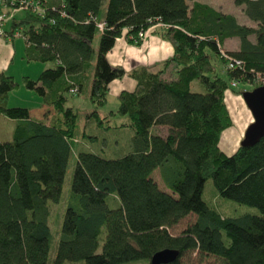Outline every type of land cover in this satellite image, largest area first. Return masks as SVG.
<instances>
[{"label":"trees","instance_id":"1","mask_svg":"<svg viewBox=\"0 0 264 264\" xmlns=\"http://www.w3.org/2000/svg\"><path fill=\"white\" fill-rule=\"evenodd\" d=\"M27 2L43 14L32 7L16 14ZM105 2L4 0L1 36L18 32L28 61L50 63L37 78L24 76L23 84L54 115L47 121L32 117L29 107L8 106L19 82L0 72V114L15 122L12 140L0 139V264H48L57 236L53 264H151L166 248L180 253L170 264H182L191 253L215 256L222 264H264V137L253 146L239 145L232 155L219 145L233 125L226 92H244L231 83L264 79V0H235L257 27L200 0ZM151 28L173 44L171 57L130 71L110 63L108 53L119 37L140 46L146 39L140 34ZM232 37L240 39V49L223 51L224 40ZM232 60L235 68L229 67ZM126 75L136 81L135 89L118 95L117 110L101 112L109 84ZM195 83L201 91L193 89ZM86 89L94 104L86 120L101 131L131 128L134 136L118 158L78 152L55 237L50 203L61 200L73 145L79 143L80 113L69 96ZM118 114L128 120L112 125ZM84 137L91 146L99 139L87 132ZM209 179L221 196L260 214L222 215L203 198ZM189 215L195 219L172 234Z\"/></svg>","mask_w":264,"mask_h":264},{"label":"rangeland","instance_id":"2","mask_svg":"<svg viewBox=\"0 0 264 264\" xmlns=\"http://www.w3.org/2000/svg\"><path fill=\"white\" fill-rule=\"evenodd\" d=\"M205 1H214V0H205ZM107 3V0L105 4ZM221 8L223 7L227 11H233L238 15L240 20L242 22H245V17L241 13V8L235 4V0H220L219 3ZM222 8V9H223ZM5 10H2L5 14L7 12L6 8ZM23 9H18V15L22 13ZM19 41L23 46L26 45L25 39L23 36L18 37ZM223 50V49H222ZM224 51V50H223ZM24 61L25 63H22ZM219 60L215 59V63L217 64L218 69L220 72L221 70V64L218 63ZM49 66L50 63H43L39 61H28L26 59V56L22 58L17 57L15 59L13 68L14 70H18V78L17 81L19 82L18 87L13 89L9 95H8V106L15 107V106H21V107H36L38 105V101L40 96L32 91L26 88V86L23 84V77L25 76L26 72H32L34 71L35 74H38V72H41V69L46 66ZM223 74V72H222ZM260 85H263V83H250V82H239L234 87L236 90H252L255 87H258ZM193 89L195 91H201L202 87L199 84H194ZM232 93L233 90H229ZM230 92V93H231ZM239 95L241 98L242 94L235 93ZM69 104L74 105L78 108V111L80 113L79 117V133L77 138L79 139V143H75L73 145V151L72 155L69 160L65 181L63 185V193L62 197L59 203H50L51 208V217H50V226L52 228V231L54 233V236L56 237L57 232L61 230V225L63 221V217L66 211V208L68 206L70 195H71V182L77 162V154L79 151H94L99 154H102L106 158H118L126 153V150H128L129 146L132 143V139L134 136V131L131 128H115L111 129L109 131H101L98 130L95 122L86 120V114L90 112L94 108V104H92L90 99L89 91L86 89L82 93L75 95V96H69ZM119 106V100L115 96H110V94L107 97V100L104 105H102L99 109L101 112L106 113L109 110H117ZM236 110V109H235ZM237 114L239 112L237 111ZM128 118L123 115H117L115 116L111 124L112 125H119L122 124V122L127 121ZM252 123V122H251ZM234 125V123H233ZM232 125V126H233ZM231 126V127H232ZM249 126V125H248ZM247 126V127H248ZM246 127V129H247ZM15 129V122L14 120H11L3 115L0 114V139L2 141H10L13 138V131ZM87 132L89 135H97L99 139L93 144V146L89 145L88 140L89 138L84 137V133ZM161 132L166 135V128H162ZM88 143V144H87ZM106 145V146H105ZM105 146V150H103ZM154 177L160 181V177L158 174V171L155 172ZM204 200L213 208L218 210L222 215L227 217H236L240 216L245 213H252V214H260V211L258 208L249 206L246 204L238 203L234 200L225 198L221 196L212 179H209L206 182V186L203 193ZM195 219V215H189L188 217L182 219L177 225L171 228L172 234H180L186 226L192 222ZM57 238L56 240H53L50 254H49V260L48 264L54 263L55 253L57 249ZM101 251V247L98 250ZM223 261L215 256H198L196 253L187 254L182 259V264H222ZM64 264H85L84 261H78V262H65ZM123 264H150L149 260H138V261H132L127 262Z\"/></svg>","mask_w":264,"mask_h":264},{"label":"crops","instance_id":"3","mask_svg":"<svg viewBox=\"0 0 264 264\" xmlns=\"http://www.w3.org/2000/svg\"><path fill=\"white\" fill-rule=\"evenodd\" d=\"M204 3H207L211 6H213L215 9L234 15L238 22L250 26V27H257L258 23L251 20L244 12V7L239 6L241 8V13L245 17V22H242L238 15L234 13L233 11H227L226 9H223L220 7L221 5L220 0H214V1H205L200 0ZM18 14V12L16 13ZM8 25L6 24L5 29L7 30ZM151 28L150 30H152ZM149 30V31H150ZM6 36L0 35V72H6L7 74H10L14 76L16 79L18 78V70L13 68L15 59L20 56L22 58L25 54L26 45L23 46L21 42L19 41L18 37L20 36L18 32L15 33V37L12 38L9 35V32L6 34ZM252 41H255V36L250 37ZM240 49V39L238 37H232L227 38L223 42V50L225 51H238ZM174 53V46L173 44L160 37L159 35H156L150 31V33L147 35L146 39L144 40L143 44L140 46L131 44L127 41V39L122 36L119 37L116 40V44L114 48L108 53V60L112 65H121L123 66L127 71H130L136 66L145 65V66H154L164 60H166L168 57L173 55ZM22 63H25L22 61ZM44 68L41 69V71ZM41 72L39 71L38 74H35L34 71L32 72H26L25 76H30L32 78H37ZM112 82H117V88L118 90H114L113 87H109V94L110 96H116L122 92V91H133L136 87V81L129 77L128 75L124 76L121 79H115ZM231 91H227L225 95V100L228 106V109L231 114L230 110V103H235V111L239 112L237 114V121L232 117L234 125L228 129H235L238 134V142L240 145V142L242 141L244 137V133L246 131V127L253 121L251 117L250 111L247 109L246 103H244L243 99L235 94L230 93ZM228 94H231V96H234L233 100L230 102L227 100ZM42 98H39L38 105L36 107H29L30 108V114L34 118L43 119L49 121L51 117L54 115V110L50 106L41 105ZM223 136V134H222ZM222 139V137H221ZM221 142V140H220ZM157 180V182L162 186V181ZM163 187V186H162Z\"/></svg>","mask_w":264,"mask_h":264},{"label":"water","instance_id":"4","mask_svg":"<svg viewBox=\"0 0 264 264\" xmlns=\"http://www.w3.org/2000/svg\"><path fill=\"white\" fill-rule=\"evenodd\" d=\"M242 97L253 115V121L247 127L241 146H253L264 137V86L246 90ZM179 251L166 248L156 252L151 258V264H170L179 258Z\"/></svg>","mask_w":264,"mask_h":264},{"label":"bare ground","instance_id":"5","mask_svg":"<svg viewBox=\"0 0 264 264\" xmlns=\"http://www.w3.org/2000/svg\"><path fill=\"white\" fill-rule=\"evenodd\" d=\"M150 31H152V30H150ZM150 31H148L147 35L150 33ZM117 85H118L117 82H111L109 84V87H113L114 90H118L117 88H115V86H117ZM260 86H264V85H260ZM233 98H234V96H231V94H228V97H227L228 101L231 102L233 100ZM243 101H244V99H243ZM244 103H245V101H244ZM247 109L249 110L248 107H247ZM230 110H231L232 117L237 121V112L235 111V103H230ZM250 113H251V111H250ZM251 117L253 119L252 113H251ZM222 134H223V136H222L221 142L219 144L220 148L227 155H232L233 153L236 152V150L239 147V142H238L239 134L235 129H226L223 131Z\"/></svg>","mask_w":264,"mask_h":264},{"label":"built area","instance_id":"6","mask_svg":"<svg viewBox=\"0 0 264 264\" xmlns=\"http://www.w3.org/2000/svg\"><path fill=\"white\" fill-rule=\"evenodd\" d=\"M4 0H0V35L4 32L3 30V23L6 22V18H7V14H5L2 10L4 9ZM33 9V11H38V13L43 14V9L40 6H37L34 3L31 2H27L24 6H22V9H26V8H31ZM149 31V30H148ZM148 31H146L145 33H141L140 36L146 38L147 37V33ZM237 65V63L235 62V60H232L229 62V67L231 68H235V66ZM257 83H263L264 85V79L262 77H260L257 80ZM237 82L233 81L231 83V86H236ZM229 91V90H228Z\"/></svg>","mask_w":264,"mask_h":264}]
</instances>
